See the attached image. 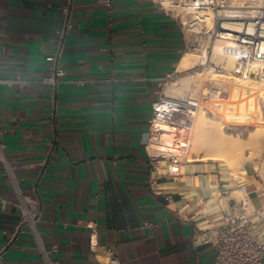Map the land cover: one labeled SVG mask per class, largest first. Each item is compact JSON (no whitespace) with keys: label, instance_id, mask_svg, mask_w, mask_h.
I'll return each mask as SVG.
<instances>
[{"label":"crops","instance_id":"crops-1","mask_svg":"<svg viewBox=\"0 0 264 264\" xmlns=\"http://www.w3.org/2000/svg\"><path fill=\"white\" fill-rule=\"evenodd\" d=\"M63 5L0 0V79H16L0 81L11 170L0 160V264H46L20 225L18 190L39 203L41 239L55 247L56 264H212L211 246H193V227L219 224L238 184L250 192L253 234L264 243V181L252 169L237 175L226 160L193 157L160 179L159 193L148 185L152 102L185 51L178 22L154 0H113L111 9L74 0L63 74L49 82Z\"/></svg>","mask_w":264,"mask_h":264},{"label":"built area","instance_id":"built-area-1","mask_svg":"<svg viewBox=\"0 0 264 264\" xmlns=\"http://www.w3.org/2000/svg\"><path fill=\"white\" fill-rule=\"evenodd\" d=\"M74 0H64L65 22L56 40V50L47 57L50 61L51 76L45 80L56 82L63 73L58 68V59L63 48L64 34L69 27L68 18ZM111 9L113 0H100ZM157 5L179 24L185 41V51L200 56L199 66L216 75L237 77L264 83V4L259 0H154ZM219 44L220 52H215ZM212 55H222L231 59L232 66L216 62ZM182 72L177 69L168 78ZM13 83L16 79H0ZM195 86V85H194ZM223 86L213 80L199 88H193L181 96L159 93L152 102L148 120L149 139L145 151L149 159L152 175L148 185L154 193H159L162 177L179 174L180 166L192 159L190 138L195 114L203 110L212 112L220 106ZM0 160L7 164L4 145L0 142ZM222 210V221L211 227L194 224L193 246L206 244L214 249L212 264H259L264 243L253 234V219L256 215L250 192L244 184H238ZM17 205L20 210V225L29 228L38 242L46 264H56L51 257L55 247L46 248L39 230L41 207L38 202L28 200L18 190ZM181 214V213H180ZM193 221V215L182 216ZM95 228L94 223L89 225ZM94 234L90 235L91 244ZM115 262V261H113Z\"/></svg>","mask_w":264,"mask_h":264},{"label":"rangeland","instance_id":"rangeland-1","mask_svg":"<svg viewBox=\"0 0 264 264\" xmlns=\"http://www.w3.org/2000/svg\"><path fill=\"white\" fill-rule=\"evenodd\" d=\"M259 2L264 4V0H259ZM186 52L190 53L196 58L193 62L194 67L182 72L181 74H178L176 77H171L164 81V92L167 95L174 96L172 91L175 87H179L181 85L180 79L187 75H193V78L189 86L183 89L184 93L195 87L199 88L203 86V84H205L207 81L213 80L216 83H220L224 88L223 98L220 99L221 105L212 112H204L203 110L202 112L211 115L212 120L221 122L225 126V130L228 134L235 135L237 132L241 134V142L239 147L243 150L241 151L240 149H237L233 153V163L227 161L233 172L237 175H246L242 172L244 167L247 169H252V171L258 175V178L264 181V99L262 94H260V89H257V86L260 88L262 86V88H264V83L256 81L252 82L250 80V84H254L255 82L257 86H241L239 83L244 82V80H241L237 77L216 74L212 75V72L209 73L203 68V66L198 65L200 61L199 55L192 51ZM200 73H202V75L198 76L197 78V75ZM262 88L261 90H263ZM247 94L250 96H255L257 108L252 109L249 108L248 104L244 105ZM191 133L189 135V157L199 158L204 153L203 151H196L193 148L191 143ZM233 195H235V193Z\"/></svg>","mask_w":264,"mask_h":264},{"label":"bare ground","instance_id":"bare-ground-1","mask_svg":"<svg viewBox=\"0 0 264 264\" xmlns=\"http://www.w3.org/2000/svg\"><path fill=\"white\" fill-rule=\"evenodd\" d=\"M215 52L219 53L220 52V46L219 44L216 45L215 47ZM212 58L216 60V62H224L226 61L225 65L227 68H230L232 66V60L227 59L224 60L222 55H212ZM196 59L194 56H192L188 52H184L183 55L181 56L180 60L177 63V71L179 72H184L189 69H192L194 67L193 62ZM200 62V61H199ZM199 65V64H198ZM202 75V73L197 75L198 76ZM215 75V74H212ZM193 75H187L184 76L183 78L180 79L181 85L179 87H175L174 90L172 91L174 96H181L184 92L183 89L187 88L192 81ZM253 82V81H252ZM241 86L245 85H256L255 82L254 84H250V80H246L244 82L239 83ZM253 86V87H254ZM261 86V85H260ZM252 87V86H250ZM260 89V94H262V97L264 99V88H261L257 86V89ZM258 89V90H259ZM244 101V100H243ZM220 103V100L218 101ZM248 104L249 108H257L256 102H255V96L248 95L244 101V105ZM221 105V104H220ZM222 107V106H221ZM205 112V111H204ZM201 111H198L193 119L192 123V145L193 148L196 151H203V155L201 157H206L210 159H223L226 161H230L233 163L232 159L234 157V152L237 149H241L239 146L241 142V134L239 132L235 133V135L228 134L225 130V126L221 122H216L212 120L211 115H208ZM222 112V108H221ZM219 112V113H221ZM259 129V128H257ZM249 133V132H248ZM239 150V151H240Z\"/></svg>","mask_w":264,"mask_h":264}]
</instances>
